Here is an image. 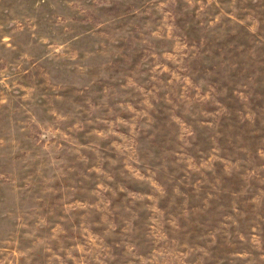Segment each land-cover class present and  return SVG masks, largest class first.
<instances>
[{
    "label": "rangeland",
    "instance_id": "1",
    "mask_svg": "<svg viewBox=\"0 0 264 264\" xmlns=\"http://www.w3.org/2000/svg\"><path fill=\"white\" fill-rule=\"evenodd\" d=\"M0 264H264V0H0Z\"/></svg>",
    "mask_w": 264,
    "mask_h": 264
}]
</instances>
